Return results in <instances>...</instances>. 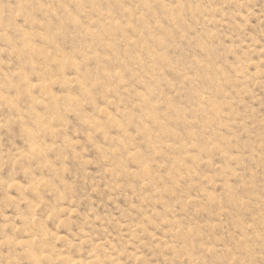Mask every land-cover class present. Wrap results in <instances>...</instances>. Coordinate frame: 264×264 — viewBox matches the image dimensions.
Returning <instances> with one entry per match:
<instances>
[{
	"label": "rangeland",
	"instance_id": "obj_1",
	"mask_svg": "<svg viewBox=\"0 0 264 264\" xmlns=\"http://www.w3.org/2000/svg\"><path fill=\"white\" fill-rule=\"evenodd\" d=\"M0 264H264V0H0Z\"/></svg>",
	"mask_w": 264,
	"mask_h": 264
}]
</instances>
